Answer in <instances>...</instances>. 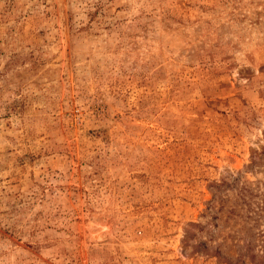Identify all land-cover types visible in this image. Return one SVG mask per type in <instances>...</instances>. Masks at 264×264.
Here are the masks:
<instances>
[{
  "label": "rangeland",
  "instance_id": "obj_1",
  "mask_svg": "<svg viewBox=\"0 0 264 264\" xmlns=\"http://www.w3.org/2000/svg\"><path fill=\"white\" fill-rule=\"evenodd\" d=\"M0 264H264V0H0Z\"/></svg>",
  "mask_w": 264,
  "mask_h": 264
}]
</instances>
